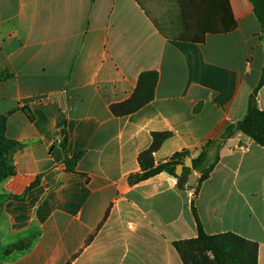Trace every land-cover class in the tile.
<instances>
[{
	"label": "crops",
	"instance_id": "obj_1",
	"mask_svg": "<svg viewBox=\"0 0 264 264\" xmlns=\"http://www.w3.org/2000/svg\"><path fill=\"white\" fill-rule=\"evenodd\" d=\"M228 1L236 29L195 44L164 37L135 0H0V116L19 145L0 183V264H182L172 243L196 237L200 175L183 190L164 172L133 182L155 133L169 134L155 165L218 158L193 199L202 228L257 243L264 264V148L228 133L264 43L249 0ZM143 72L158 75L153 99L112 115Z\"/></svg>",
	"mask_w": 264,
	"mask_h": 264
},
{
	"label": "trees",
	"instance_id": "obj_2",
	"mask_svg": "<svg viewBox=\"0 0 264 264\" xmlns=\"http://www.w3.org/2000/svg\"><path fill=\"white\" fill-rule=\"evenodd\" d=\"M174 2L179 9L180 28L175 37L166 36L157 26L160 34L166 38L203 44L206 35L225 34L236 29L230 4L228 0H168ZM141 4V0H135ZM253 14L261 28V39L264 43V0H249ZM158 81L156 72H143L139 75L136 87L130 98L120 104L110 106L112 115L116 117L128 116L148 104L154 97L155 87ZM264 84V67L256 88L249 96L244 117L234 126L228 129V133L237 131L256 145L264 148V111L256 106V95ZM169 138L168 133L153 134L150 147L138 156V165L141 174L136 176L133 182H140L154 177L160 173H167L177 180V187L183 190L187 184L191 172H198L199 179L190 202V211L196 225V237L193 239L173 242L172 245L179 255L182 264H257L258 245L255 242L245 240L233 233L208 235L204 232L193 199L196 197L202 183L209 178L218 158L205 166V150L195 159L190 161L191 167L184 168L181 176L175 175V167L186 158V153L174 154L163 164H154L153 154ZM19 149V145L6 137V118L0 116V183L14 175L11 164L12 155ZM78 157L65 160L66 169L72 171ZM3 197L0 196V202Z\"/></svg>",
	"mask_w": 264,
	"mask_h": 264
},
{
	"label": "rangeland",
	"instance_id": "obj_3",
	"mask_svg": "<svg viewBox=\"0 0 264 264\" xmlns=\"http://www.w3.org/2000/svg\"><path fill=\"white\" fill-rule=\"evenodd\" d=\"M156 26L171 38L175 37L180 28V14L174 2L168 0H141Z\"/></svg>",
	"mask_w": 264,
	"mask_h": 264
},
{
	"label": "water",
	"instance_id": "obj_4",
	"mask_svg": "<svg viewBox=\"0 0 264 264\" xmlns=\"http://www.w3.org/2000/svg\"><path fill=\"white\" fill-rule=\"evenodd\" d=\"M190 167H191L190 159L186 158L183 164H179L175 167V175L177 177L181 176L182 169L183 168H190ZM191 174H193V171L191 172Z\"/></svg>",
	"mask_w": 264,
	"mask_h": 264
},
{
	"label": "built area",
	"instance_id": "obj_5",
	"mask_svg": "<svg viewBox=\"0 0 264 264\" xmlns=\"http://www.w3.org/2000/svg\"><path fill=\"white\" fill-rule=\"evenodd\" d=\"M62 140H63L62 134L58 135V141H62Z\"/></svg>",
	"mask_w": 264,
	"mask_h": 264
}]
</instances>
